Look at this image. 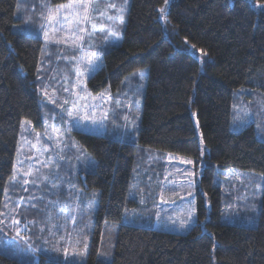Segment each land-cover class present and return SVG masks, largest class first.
I'll use <instances>...</instances> for the list:
<instances>
[{"label":"trees","instance_id":"16d2710c","mask_svg":"<svg viewBox=\"0 0 264 264\" xmlns=\"http://www.w3.org/2000/svg\"><path fill=\"white\" fill-rule=\"evenodd\" d=\"M19 1L0 0V210L21 122L42 126L38 71L43 43L14 29L18 15L34 2ZM65 1L49 0L52 5ZM164 5L165 0L129 1L122 39L104 49L87 86L94 93L116 90L129 73L147 68L137 142L198 163L195 115L207 148L196 190L197 220L185 233L123 223L113 229L111 223L121 219L129 202L136 144L74 131L95 161L92 169L88 163L85 180L98 194L85 264H264V139L252 120L231 128L235 103L264 95V8L250 0H169L161 13ZM188 44L202 51V62L184 48ZM254 119L264 125V114ZM233 168L263 175L254 226L221 219L228 200L219 176ZM103 227L112 239L109 262L98 255ZM0 264L27 263L0 252ZM35 264L58 263L41 256Z\"/></svg>","mask_w":264,"mask_h":264},{"label":"rangeland","instance_id":"374dc122","mask_svg":"<svg viewBox=\"0 0 264 264\" xmlns=\"http://www.w3.org/2000/svg\"><path fill=\"white\" fill-rule=\"evenodd\" d=\"M129 1L109 0L117 7L123 6V11L109 8L107 15L113 16L112 20H108L107 15L96 14L94 22L97 27L93 29L91 24L85 25L88 33L92 34H85L84 43L79 48L53 42L66 37L63 31L54 30L60 25H50L44 18L47 15L42 7L44 0H34L28 8L29 12L18 15L20 21L14 29L38 36L43 43L38 71V92L40 98L43 97L42 126L35 128L31 122H21L11 174V177L16 175L21 184L23 180L29 181L23 185L27 191H22L19 185L13 189L10 177L5 186L9 191L6 194L4 189L0 210L7 212L3 207L5 203L9 208L20 205V211L27 210L26 217L19 213L0 215L3 221L0 224V252L19 261L35 264L39 257L45 256L58 264H85L96 227L98 194L85 180V172L92 169L95 161L73 137L74 131L98 133L136 144L131 184L127 192L129 202L121 219L111 223L113 229L123 223L185 233L197 220L196 190L207 148L201 140L195 115L193 122L201 149L198 163L191 157L145 147L137 142L147 68L129 73L116 90L106 87L94 93L87 86L88 77L101 65L104 49L109 44L120 43L122 39L124 14ZM167 2L165 0L161 9H165ZM250 2L257 8H264V1ZM48 3L52 7L57 5H52L49 0ZM46 36L50 39L46 40ZM184 48L200 62L203 61L200 49L192 44ZM91 52H96L98 59L89 65L87 57ZM263 101L264 95L260 94L253 96L249 102L239 99L233 108L231 128L235 130L252 120L258 138L264 139V125L254 119V116H263ZM88 163H91V168ZM29 168L34 174L24 175ZM223 172L219 183L228 203L225 201L221 219L228 224L254 226L263 175L236 168ZM53 184L57 187L54 188ZM13 215L20 221L19 224L14 222ZM106 224L103 221L104 227ZM104 227L98 255L109 262L112 239L105 233ZM17 228L18 237L15 235Z\"/></svg>","mask_w":264,"mask_h":264},{"label":"snow or ice","instance_id":"6c2138e0","mask_svg":"<svg viewBox=\"0 0 264 264\" xmlns=\"http://www.w3.org/2000/svg\"><path fill=\"white\" fill-rule=\"evenodd\" d=\"M126 3L127 0H124ZM167 2V0H166ZM42 7L46 10L47 15L44 17L50 25H60L59 29L63 31L64 37L66 39H57L53 41L56 44L63 43L66 47L71 48H79L81 44L84 43L85 34L91 35L92 33H88V29L85 27L87 24H91L92 28L95 29L97 24L94 22L96 14L101 16L107 15L109 8H116L117 11L122 12L123 6L117 7L114 4H111L109 0H66V2L57 4L55 7H52L48 0H44ZM163 12L164 10L161 9ZM108 20H112L113 16L107 15ZM50 39L46 36V40ZM75 59V57H73ZM98 59L96 52H91L87 57V61L89 65L95 63ZM127 119V117H125ZM191 163V161H187ZM16 170L14 169V172ZM39 172V169L36 170V173ZM33 170L29 168L24 175L31 176L33 175ZM45 180L49 179V177H44ZM10 183H12L13 189L19 185L22 191H27V188H24V184H28V180H23V184L20 183V180L17 179L16 175H13L10 179ZM35 183V181H32ZM53 187H57L56 184H53ZM9 190L5 189V193L7 194ZM20 199H24V197H20ZM28 199H34V197H29ZM54 203V202H53ZM4 209L7 212H0V215H8L9 213L25 216L27 215V210L20 211V205H16L14 207L9 208L8 203L3 205ZM32 208H35L36 205H31ZM51 215V214H49ZM14 222L19 224V220L15 219V215H13ZM28 223H32L29 221ZM0 224H3V221L0 220ZM27 227V224L25 225ZM15 235L19 236V228L15 229Z\"/></svg>","mask_w":264,"mask_h":264}]
</instances>
